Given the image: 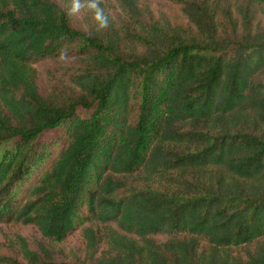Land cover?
Wrapping results in <instances>:
<instances>
[{
  "label": "trees",
  "instance_id": "1",
  "mask_svg": "<svg viewBox=\"0 0 264 264\" xmlns=\"http://www.w3.org/2000/svg\"><path fill=\"white\" fill-rule=\"evenodd\" d=\"M230 1L100 0V29L0 0V224L42 236L29 264H264V0Z\"/></svg>",
  "mask_w": 264,
  "mask_h": 264
},
{
  "label": "rangeland",
  "instance_id": "2",
  "mask_svg": "<svg viewBox=\"0 0 264 264\" xmlns=\"http://www.w3.org/2000/svg\"><path fill=\"white\" fill-rule=\"evenodd\" d=\"M230 7L233 11V16L238 15L236 4L239 3L237 0L230 1ZM118 16V12H116ZM242 15L239 17V21L242 23ZM78 19L82 23L84 22V13H78ZM241 25L239 23L238 28ZM231 28H229L230 30ZM74 59L67 60H48L39 64L40 69V83L45 88H49L50 83L55 82L53 79L60 78L61 80L67 79V75L70 72H73L77 65L75 66ZM67 81V80H65ZM80 112L83 115H87L89 112L80 108ZM59 131L53 130L45 132L41 135V141L54 140L58 136ZM12 145V142L0 146V152H2L6 147ZM22 236L27 243L30 245V248L39 249L40 244H44L48 247L46 242L43 240L42 236L33 228L25 225H21L18 222L2 223L0 224V264H29V261L24 257L22 253ZM69 246H72L75 243V240L68 239L66 241ZM61 243L59 245H64ZM57 259H62L63 256L56 253Z\"/></svg>",
  "mask_w": 264,
  "mask_h": 264
},
{
  "label": "clouds",
  "instance_id": "3",
  "mask_svg": "<svg viewBox=\"0 0 264 264\" xmlns=\"http://www.w3.org/2000/svg\"><path fill=\"white\" fill-rule=\"evenodd\" d=\"M82 9L91 11L93 19L97 23L98 28H107L109 24L108 16L103 8L100 7V0H71V5L67 9L68 15L79 13Z\"/></svg>",
  "mask_w": 264,
  "mask_h": 264
}]
</instances>
